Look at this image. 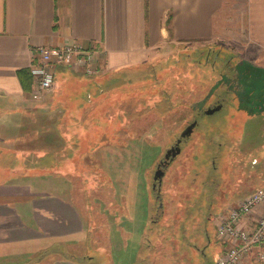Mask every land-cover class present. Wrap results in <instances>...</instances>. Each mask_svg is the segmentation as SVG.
Wrapping results in <instances>:
<instances>
[{"label":"rangeland","instance_id":"rangeland-1","mask_svg":"<svg viewBox=\"0 0 264 264\" xmlns=\"http://www.w3.org/2000/svg\"><path fill=\"white\" fill-rule=\"evenodd\" d=\"M220 50L217 48V52ZM234 55L226 50H223L221 55H216V51H210L209 45L205 46L200 42L164 46L158 58L144 66V70L136 78H132L133 81L137 79L136 82L131 81L132 83H130L131 78L120 73L114 76L120 75L117 78L118 82L116 78L97 74L87 75L64 66L66 67L63 68L64 79L70 83L65 86V90L72 91L75 96L85 92L95 99L97 95H101L97 93L98 83L108 78L112 82L104 87L107 89V95L112 101H117L118 105L127 98V95H131L129 93H135L134 97H136L143 81L140 80L144 76L146 84L141 89L150 90L146 98L149 107L148 111L142 114V103L133 104L129 98L125 100L126 103H130L123 109V118L117 111L113 115L103 114L99 117L106 122H113L116 126L122 122L126 130H119L118 136L121 137L116 141L107 137L112 132L103 136L105 139L95 144L92 157L85 159L84 155L88 150L83 144L82 137H85L83 132L94 127L93 122L79 120L78 124L67 123L64 129L62 114L59 118L52 115L51 118L47 116L45 119H40L42 120L40 123H44L45 127L43 138L41 141L38 140L42 146L52 143L54 146L63 144L61 152L47 153L48 164L61 159L63 165L61 167L49 165L43 173H23L20 168L18 174L0 173V179L15 178L27 182L20 179L27 177L37 185H41L40 189L43 193L50 192L67 198L81 213L85 225H89V231L79 235L82 239L79 243L61 244L59 252H57L59 244H53L54 242L47 244L49 245L47 249L53 254L33 256L35 258L31 255L32 264L56 263V260L68 264L217 263L221 245L216 237L213 215L223 208L227 203L225 199L229 196H237L264 185V113L260 110L256 113L252 111L259 109L257 101L251 102L249 108H241L237 96H228L229 100L220 103L221 108L211 114L190 112L192 106L204 101L212 90L215 91L217 87L218 91L222 90L219 86L229 80L230 76L227 73L232 70L234 62L238 68L237 80L246 88L249 87L252 96L264 99V85H262L264 75L251 62L238 60L239 58ZM214 56L217 60L212 62ZM224 58L225 61L221 62ZM57 72L56 92H59L60 82L63 79L59 69ZM74 81H78L77 87ZM176 86H181L182 90L177 91ZM238 89L242 91L243 87ZM164 90L170 92L171 103L169 100L164 101L163 104H168V107L161 111L163 104L158 105L162 96L159 91ZM242 93L244 99L252 101L250 94ZM70 94L71 92L68 96H71ZM58 97L56 102L60 103ZM140 99L141 96L138 100ZM262 109L264 110V107ZM184 119L186 120L183 121ZM193 119H197V127L192 137L182 141L183 152L175 159L163 178V197L160 201L155 196L156 193L151 191L156 165L163 158L165 148L174 144L179 137L177 135L181 132V126L184 128ZM217 121H228V126L233 123L230 126L233 129L230 128L229 131L234 132V129L238 128L244 131V135L238 140H232L228 138L230 132L226 130L221 132L222 141L212 140L211 132L214 129H210L208 125ZM181 122L183 124L178 125ZM31 126H24L28 136ZM203 130L208 133L209 141L203 139L201 134ZM64 132L67 133L66 136L62 135ZM74 135L77 138H72ZM62 138H65V141ZM122 138H127V141ZM11 141V139L0 140V146L18 149L29 145V143L18 144ZM198 150L201 153L200 158L202 157V161L208 165V172L215 174L212 176L216 186L222 179L230 186L234 184L232 190L226 193H222L220 188L219 194L212 196L207 203H202L204 209L198 207L202 205L198 203V199L183 195L182 192L177 193L172 186L174 177L190 169L189 163L193 159L194 152ZM73 153L74 157H72ZM252 158H256L257 162L252 163ZM29 159L32 160L30 157ZM20 160H24V157ZM82 162H84V171ZM93 163L99 166L101 171H91L90 166ZM215 165L219 166L218 169ZM250 175L252 178L248 179ZM243 177V181L236 182ZM208 187L211 190L216 189L213 188L212 183H208ZM185 201L187 204L184 203ZM159 202L162 207L159 206ZM206 209L210 210V217L204 218L202 215L207 211ZM179 211L185 212V216L187 212L196 216L199 212V214L203 213L196 217L197 223H201L199 226L203 229L197 226V231L200 228L201 231L195 234L188 231L187 237L180 239L187 228L181 226L182 223H178L181 221V218L176 217ZM208 213L209 211L207 215ZM188 235L191 238H188ZM38 244L39 242L30 244L29 250L34 251L38 248ZM43 251L44 249L37 253ZM56 252L58 254H55ZM186 259H189L190 263ZM255 262L247 259L245 264H256Z\"/></svg>","mask_w":264,"mask_h":264},{"label":"crops","instance_id":"crops-1","mask_svg":"<svg viewBox=\"0 0 264 264\" xmlns=\"http://www.w3.org/2000/svg\"><path fill=\"white\" fill-rule=\"evenodd\" d=\"M75 40L95 52V74L114 79L120 77H114L118 73L128 76L142 72L144 66L158 58L164 46L189 42L209 45L210 51H216V55L226 50L235 54L238 60L251 62L264 75V0H0V140L29 143L18 149L0 146L1 174H18L20 168L23 173L45 172L49 166L39 168L40 158L49 151H62L63 144L42 146L39 142L45 130L40 119L52 115L59 118L62 114L64 129L67 123L78 124L79 120L97 123L103 114L113 115L125 103L120 101L118 105L109 96L106 101L98 95L94 99L85 92L73 95L72 91L64 89L70 84L64 79V66H57L55 71V78L57 69L62 74L60 91L56 92L58 84L55 80L53 88L41 100L33 99L36 78L32 69L40 60L37 48L60 46ZM217 48L221 49L220 52ZM215 60L216 56L212 62ZM78 84L74 81L76 87ZM241 86L243 90L237 89L234 95L240 107L249 108L251 102L257 101L259 109L252 111L264 113V99L255 98L249 87L242 83ZM70 92L71 96H68ZM242 92L250 94L252 101L244 99ZM57 97L60 103L56 102ZM214 97L197 109L200 110L198 113L208 114L206 111L212 106ZM26 125H32L29 136ZM228 125V121L209 124L210 129L220 126V131L211 132L212 140L222 141L221 132L229 131L233 123ZM205 131L201 134L209 141ZM229 132L228 138L232 140L244 135V131L238 128ZM89 139V148H94L96 137L90 136ZM200 155L199 150L194 156L192 153L190 169L174 177L172 186L175 192H182V180L189 178L194 185H199L195 194L203 192L200 196L207 203L220 193V188L226 193L234 184L230 186L221 177L224 182L216 186ZM62 165L61 162L57 166ZM20 179L27 182L15 178L0 179V264H32L31 255L35 258L33 256L53 254L47 249L53 242L59 244L57 252L61 251L63 243L81 242L79 235L88 233L89 225H85L76 206L60 195L43 193L41 185L27 177ZM241 179L243 181L244 177ZM208 183L216 189L212 191ZM242 195L226 198L227 203L213 217ZM38 242V248L29 250L30 244ZM55 262L38 264H68L61 260Z\"/></svg>","mask_w":264,"mask_h":264},{"label":"built area","instance_id":"built-area-1","mask_svg":"<svg viewBox=\"0 0 264 264\" xmlns=\"http://www.w3.org/2000/svg\"><path fill=\"white\" fill-rule=\"evenodd\" d=\"M39 62L33 67L34 100H41L55 83L57 66L87 75L97 73L95 52L79 40L60 46L37 48ZM221 248L216 264H245L247 259L264 264V186L240 196L213 217Z\"/></svg>","mask_w":264,"mask_h":264},{"label":"trees","instance_id":"trees-1","mask_svg":"<svg viewBox=\"0 0 264 264\" xmlns=\"http://www.w3.org/2000/svg\"><path fill=\"white\" fill-rule=\"evenodd\" d=\"M202 62H203V60H202ZM201 62V63H202ZM128 69V68H127ZM126 69V70H127ZM109 77V76H108ZM144 78H146V77H144ZM146 82V81H145ZM141 83V85H140V87L138 88V89H140L139 91H137V96L136 97H134L132 100H134V101H132L131 100V103H133V104H136V103H139V102H141L142 104V106H143V109H142V114H145V112L146 111H148V107H149V104H146V98H147V93L149 94V92H150V90L148 89V90H145L144 91V89H141V88H143V86L146 84V83ZM109 83L108 82H102L101 84H100V88L101 89H104V92H107V89L104 87V86H107ZM148 84V83H147ZM101 89L99 90V93L101 92ZM177 91H181L182 90V87L181 86H176V88H175ZM174 89V90H175ZM184 90H187V89H185V88H183ZM213 91V90H212ZM216 92H217V90L216 91H214L213 93L212 92H210V95L206 98L205 97V100L204 101H201L200 102V104H196L195 106H192V111H190V112H199L200 110H197V109H199L202 105H204V104H206V103H208V101L212 98V96H214L215 94H216ZM159 93L162 95V96H160L161 97V101L158 103V105L159 104H163V102L165 101H167V100H169L170 102L169 103H171V95H169V93L170 92H166L165 90L164 91H162V92H160L159 91ZM99 97H102L105 101L106 100H108L109 98H108V95H107V93L105 94V95H98ZM141 96V99L140 100H138L139 99V97ZM143 97V98H142ZM127 99V98H126ZM126 99H123L122 100V102H124ZM100 102H102L103 103V100L102 99H100ZM130 102H125L122 106H121V109H120V111L118 112L119 114H121L120 116H121V118H123V109L124 108H126V107H128L127 106V104H129ZM148 105V106H147ZM161 106V105H160ZM169 106H170V104H169ZM168 107V104H166V105H164L163 104V107H162V109H161V111H163L164 109H166ZM186 119H184L183 121H185ZM122 123V122H121ZM118 124V126H116L113 122H111V123H109V122H106L105 120H102V119H98L97 120V123H94L95 125H94V127H90V129H87V133H85V138H86V140L84 139V145H86L85 147H86V149L88 150V152L84 155V159L86 158V157H92V150H93V148H89V141H90V136H95L96 137V139H97V141H95V142H93L94 144H96V143H100L102 140H104L105 138H103V136H107L108 135V133L109 132H112L111 134H109L107 137H110V139H112V140H119V138L121 137H119L118 136V132H119V130H122V129H124V130H126V128L124 127V126H122V124ZM100 124V125H99ZM182 125L183 123L181 122V123H178V125ZM209 127V126H208ZM211 127V126H210ZM209 127V128H210ZM220 126H218V127H216L214 130H212L213 132L214 131H220ZM181 129H182V126H181ZM127 138H128V136H127ZM127 138L125 139V138H122L124 141H127ZM93 144V145H94ZM48 159H49V157L47 156V154L46 155H44V156H42L41 158H40V166H38L39 168H43V165H51L52 167H56L57 165H60V163H61V159H59L57 162H54V163H52V164H48ZM56 163V164H55ZM82 167H83V171H84V162H82ZM95 167H97V169L95 170ZM90 170L91 171H101V168H99V166H97L95 163H93L92 164V166H90ZM45 169V168H44ZM43 173V172H42ZM204 180V178L201 180V181H203ZM182 184H183V186H184V189H183V191H182V194L183 195H186V196H190V197H192V198H194V199H198V203L199 204H202V203H204L205 201L203 200V198H201V194L203 193H200V194H195L196 192H197V190H198V187H199V185L198 186H196V185H194L192 182H191V179L189 180V178H185L184 180H182ZM264 186V185H263ZM256 189V188H255ZM254 189H252L251 191H253ZM151 191H152V193H154L155 192V189H153L152 187H151ZM250 190L249 191H246L245 193H243V195H245V194H247V193H249V192H251ZM156 193V192H155ZM156 196V195H155ZM203 197V196H202ZM204 201V202H203ZM201 202V203H200ZM185 204H187V202L185 201L184 202ZM187 206V205H186ZM198 207H202L203 208V204L202 205H199ZM204 209V208H203ZM207 211H209V213H208V215H202L204 218H206V217H208L209 215H210V210L209 209H206ZM202 211V210H201ZM200 214H198V216H196V215H194V214H188V212H187V215L185 216V212L184 213H182V212H178V215L176 216L177 217V219H180L181 218V221H178V223L179 224H181L182 223V225L181 226H185L187 229H185L184 231H183V236H180L179 238L180 239H183V238H186L187 237V232L189 231V232H191L192 234H195V233H197V232H199V231H201L200 229L202 228L203 229V227H201V226H199L201 223H197L198 221H196V217H199V216H201ZM210 217V216H209ZM197 226H199V227H201L198 231H197ZM198 227V228H199ZM176 238H177V236H175ZM188 238H191V236L190 235H188ZM186 260H189V259H186ZM186 260L184 261L185 263H186ZM189 263H190V260H189ZM187 264V263H186Z\"/></svg>","mask_w":264,"mask_h":264},{"label":"flooded vegetation","instance_id":"flooded-vegetation-1","mask_svg":"<svg viewBox=\"0 0 264 264\" xmlns=\"http://www.w3.org/2000/svg\"><path fill=\"white\" fill-rule=\"evenodd\" d=\"M221 62H222V60H221ZM236 62H234L233 63V66H232V70L230 71V72H228L227 73V75L228 76H230V78H229V80H226V82H224L222 85H220L219 87H222V90L221 91H218L217 90V92H216V94H215V99L213 100V104H212V106H210V107H215L216 105H218V104H220V103H222L223 101H228L229 100V97L228 96H234L235 94H236V90L238 89V88H240L241 87V82H239L238 80H237V73L236 72H238L237 71V69H236V64H235ZM229 71V70H228ZM139 73H134V74H129L127 77H129V78H131L130 79V83H132L131 81H133V79L132 78H136V76L138 75ZM143 78H144V76H143ZM143 78H141V80L140 81H142V83H144L145 82V80L143 79ZM137 80V79H136ZM136 80L135 81H133V82H136ZM117 81H119V79H117ZM104 82H108V83H110V80L108 79V78H105V80H104ZM129 86V85H128ZM130 86H132V85H130ZM123 89V88H122ZM125 89H128V88H125ZM221 89V88H220ZM107 92H104V89H101V92L99 93V94H101L102 96L103 95H105ZM129 94H131V95H127L126 97H127V99L129 100V98H131V100L133 99V97L135 96L134 94L135 93H129ZM138 94L136 93V96H137ZM122 96V95H121ZM120 96V97H121ZM124 98V97H123ZM211 100V99H210ZM209 100V101H210ZM208 101V102H209ZM197 119H193L189 124H187L184 128H186L187 126H189L190 124H192L193 122H195ZM197 124H198V121H196V124L194 125V127H193V129H192V132H191V134L189 135V136H185V137H182V139H181V142L179 143V146H180V152L176 155V156H174V157H172V155L168 158V159H165V157H164V155H165V153H166V151L168 150V149H170L171 147H176V144H177V140L179 139V137H180V134H181V132H182V130L184 129V128H182L181 129V132L179 133V135H177V136H179L177 139H176V141H175V143L174 144H170V146H168V147H166L165 148V150H164V154H163V158L162 159H160V161L157 163V165L160 163V168L161 169H163L164 171H165V173H164V175H163V178L166 176V174H167V171H168V169L170 168V166L175 162V159L183 152V148H182V146H181V144H182V141L183 140H186V139H189L190 137H191V135L193 134V132H194V130H195V128L197 127ZM83 138V144H84V139L86 140V138L85 137H82ZM79 139H80V137H79ZM72 157H74V153L72 154ZM79 159V158H78ZM77 161V160H76ZM61 162H63V161H61ZM251 162L253 163H256L257 162V159L256 158H252V160H251ZM77 165V164H76ZM157 165H156V168H157ZM77 167H78V165H77ZM218 165H215V168L216 169H218ZM156 168H155V170H156ZM211 176L213 175H215V174H210ZM217 175V174H216ZM154 176V175H153ZM213 176H212V181L214 182L215 180L213 179ZM163 178H162V183H158V181H156V187L154 188L155 189V192H156V195H157V197H158V199H160V201H161V198H162V184H163ZM242 179L241 178H239V179H237V181L240 183V181H241ZM153 183L155 182V180L153 179V181H152ZM212 191H214V190H212ZM211 190H210V193L212 192ZM160 203V202H159ZM160 207H162V204H160L159 205ZM163 210V209H162ZM203 211V210H202ZM207 212L208 211H206L203 215H207ZM200 213V212H199ZM198 213V214H199ZM201 215V214H200ZM256 264L257 263H260V262H255ZM260 264H263V263H260Z\"/></svg>","mask_w":264,"mask_h":264},{"label":"water","instance_id":"water-1","mask_svg":"<svg viewBox=\"0 0 264 264\" xmlns=\"http://www.w3.org/2000/svg\"><path fill=\"white\" fill-rule=\"evenodd\" d=\"M222 106V104H218L216 105L215 107H210L207 109V113L208 114H211L213 113L214 111L220 109ZM196 124V121L193 122L192 124H190L189 126H187L186 128H184L180 134V137L179 139L177 140V144H176V147H171L170 149H168L164 155L165 159H168L171 155L172 157L176 156L179 152H180V146H179V143L181 142V139L182 137H185V136H189L192 132V129L194 127V125ZM160 163L157 165V168L154 172V176H153V179L155 180V182L153 183V188L156 187V181H158V183L160 184L161 181H162V178H163V175L165 173V171L163 169L160 168Z\"/></svg>","mask_w":264,"mask_h":264}]
</instances>
